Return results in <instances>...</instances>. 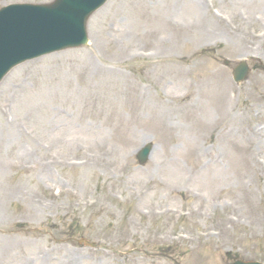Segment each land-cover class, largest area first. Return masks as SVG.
Segmentation results:
<instances>
[{
  "label": "rangeland",
  "instance_id": "1",
  "mask_svg": "<svg viewBox=\"0 0 264 264\" xmlns=\"http://www.w3.org/2000/svg\"><path fill=\"white\" fill-rule=\"evenodd\" d=\"M88 22V46L0 83V264L264 263V0H109Z\"/></svg>",
  "mask_w": 264,
  "mask_h": 264
},
{
  "label": "water",
  "instance_id": "2",
  "mask_svg": "<svg viewBox=\"0 0 264 264\" xmlns=\"http://www.w3.org/2000/svg\"><path fill=\"white\" fill-rule=\"evenodd\" d=\"M97 1V4L102 2ZM50 13L62 14L63 20H68L70 16L76 26H81L80 15L69 9L68 0H58L53 7L40 5L30 12L4 15L0 22V78L10 67L27 58L72 44L67 34L70 22L64 23L55 32L53 26L57 25V19L49 17Z\"/></svg>",
  "mask_w": 264,
  "mask_h": 264
},
{
  "label": "bare ground",
  "instance_id": "3",
  "mask_svg": "<svg viewBox=\"0 0 264 264\" xmlns=\"http://www.w3.org/2000/svg\"><path fill=\"white\" fill-rule=\"evenodd\" d=\"M206 10V9H205Z\"/></svg>",
  "mask_w": 264,
  "mask_h": 264
}]
</instances>
